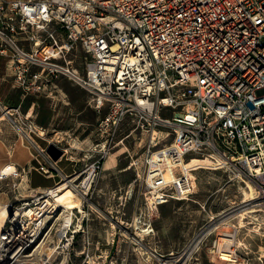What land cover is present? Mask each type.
Segmentation results:
<instances>
[{
    "label": "built area",
    "instance_id": "1",
    "mask_svg": "<svg viewBox=\"0 0 264 264\" xmlns=\"http://www.w3.org/2000/svg\"><path fill=\"white\" fill-rule=\"evenodd\" d=\"M60 79L87 91L100 114L104 144L87 172L97 176L129 125L152 134L132 164L150 209L193 196L186 162L198 155L251 184L264 210V0H0V116L26 134L44 176L60 171L35 137L60 148L63 139L40 132L22 105L54 100ZM6 83L19 105L1 98ZM159 133L173 134L171 144L159 147Z\"/></svg>",
    "mask_w": 264,
    "mask_h": 264
},
{
    "label": "rangeland",
    "instance_id": "2",
    "mask_svg": "<svg viewBox=\"0 0 264 264\" xmlns=\"http://www.w3.org/2000/svg\"><path fill=\"white\" fill-rule=\"evenodd\" d=\"M69 84L73 89L79 88ZM3 86L11 87L10 83ZM16 95L11 101L13 105L21 102L18 100L19 93ZM27 99L29 101L22 105L23 111L27 112L31 103L39 101L43 123L55 119L54 124L59 126L69 122L72 126L80 127L78 133L84 129L79 138V143L83 142L84 145L77 143L72 148L66 142L63 143L68 152L64 162L72 169L75 168L76 173L67 178L56 176L58 183L54 186L57 188L78 177L75 185L81 190L80 185L88 177L87 171L98 155L94 150H101L104 144L97 130L100 114L91 107L90 94L87 104L79 103L69 107L58 106L55 99L51 98ZM72 117L74 120L71 121ZM37 129L43 131L38 126ZM134 129L129 125L121 126L114 141L108 143L106 150L109 154L102 161L89 194L81 196L86 215L79 210L75 211V223L72 233L69 232L72 244L65 255L60 254L63 250L60 249L53 257L52 264H61L64 259H67L68 264H220L219 240L225 237L235 239V243H221L222 250L233 253L236 259L231 264H264V210L251 213L256 217L242 220L243 223L237 217L238 214L259 207L253 201L243 202L245 195L241 190L246 189L247 185L233 170L215 168L210 159L192 155L186 163L195 179L193 196L183 201H171L157 210L149 208L147 189L139 177L141 168L136 169L132 164L136 160L142 164L152 134L140 130L132 133ZM32 135L35 137V134ZM159 136L162 137L159 147L171 144L174 138L173 134L168 136L166 133H159ZM49 137H54V134L49 133ZM18 139H23V135L9 120L0 116V144L8 141L9 146L15 145ZM71 189L68 185L57 198L64 197ZM0 191V237L11 226V214L28 205H36L38 201L35 199L38 197H43L42 201L47 197L33 192L24 176L0 181ZM213 216L216 219L212 221ZM230 216L233 217L224 220ZM135 218H140L139 226L135 225ZM80 220L83 228L75 235L74 227ZM60 222L57 216L49 224L50 229L55 231ZM144 229L152 232L146 234ZM46 232L49 231L44 230L43 233ZM197 239H200L198 247L190 252ZM33 248L34 245L28 247L26 252L30 253Z\"/></svg>",
    "mask_w": 264,
    "mask_h": 264
},
{
    "label": "bare ground",
    "instance_id": "3",
    "mask_svg": "<svg viewBox=\"0 0 264 264\" xmlns=\"http://www.w3.org/2000/svg\"><path fill=\"white\" fill-rule=\"evenodd\" d=\"M20 132L26 136L24 132ZM11 175H13V177H19L17 167L13 164H8L0 173V181L10 178ZM94 177L95 173L91 171L87 180H83V183L85 182L86 184L83 191L78 190L75 185L78 177L74 180L68 179V183L59 186V189L52 190L45 200L42 201L43 197H38L35 199V201H38L36 205H28V207L18 209L11 214L9 217L11 226L0 237V264H52L53 257L55 254L59 253L58 251L60 249H63L62 251L60 250V254L65 255V252H67L66 250L71 246L73 240L72 236H69V232L72 230V226L75 223V211L79 210L80 213L83 215L85 214L81 196L84 197L89 194L93 184L92 182H94ZM68 185L72 187L71 191L64 197L57 198ZM241 191H243L245 195V200L243 202H248L256 198L255 188L251 184H248L247 188ZM60 211H62L61 214ZM260 211L262 210H248L238 214L237 217H240L242 222V220L244 221L247 218L256 217L250 214ZM57 216H59L61 222L54 231L50 229L49 224L55 220ZM232 217L233 216L226 217L224 220L227 221ZM215 219L216 217L213 216L212 221ZM139 222H141L140 218H135L136 226H139ZM77 224L78 225L74 227L75 229L73 231L75 235L83 228L81 220ZM42 230H48L49 232L43 233L44 231ZM143 232L149 234L152 230L149 231V229H144ZM220 241L224 244H226V242L235 243V239L226 237L219 240V242ZM199 243L200 239H197L190 252L197 248ZM221 243L220 246L217 245L219 246V263L231 264L236 262L233 253L222 250L223 245ZM33 245V250L27 253V248ZM61 264H68L67 259H64Z\"/></svg>",
    "mask_w": 264,
    "mask_h": 264
},
{
    "label": "crops",
    "instance_id": "4",
    "mask_svg": "<svg viewBox=\"0 0 264 264\" xmlns=\"http://www.w3.org/2000/svg\"><path fill=\"white\" fill-rule=\"evenodd\" d=\"M65 79H60L58 82V90L56 92L55 97V103L59 106L62 105V107H69L70 105H76L79 104H87L89 94L81 88L73 89V87L69 84ZM16 91L12 90L11 87L9 89V86H3L2 92H1V98L6 99L9 102L12 101L14 96L16 95ZM18 100H21L20 95H18ZM29 98V97H28ZM36 99H49L45 97H36ZM88 99V100H87ZM28 102L29 100L26 98L24 103ZM92 107V106H91ZM31 108L34 109L37 120L36 125L39 128L45 129L48 133H53L54 137L57 138L59 136H62L63 142L61 144V148L66 151L64 156L56 162L60 173L54 176H44L41 173L32 170V167H37V162L35 160V151L34 148L24 139H18L15 142V145L9 146L8 141H2L0 144V171L2 172L4 167H6L10 162L14 163L16 167L23 168L26 170V172L30 171V173L24 174V177L26 181L28 182V185L32 189L33 192H43L46 189L52 188L56 186L58 183L55 179L56 176L64 175V176H71L76 173L75 168L72 169L70 165L66 164L64 162L65 157H68L67 149L63 147V143L66 142L68 145H71L72 148L75 147V145L78 143L80 145H84L80 141V137L84 133V129H82V133L79 132L80 127H75V125H71L69 122L68 124L65 123L63 126L57 125V123L54 124V120L47 121L45 123L42 116H40V112L42 110V107L40 105L39 101H36L34 103H31V106L28 108L30 110ZM94 109V108H93ZM61 110V109H60ZM59 117V115L57 116ZM70 120H74V118H70ZM77 126V125H76ZM39 145L43 148H48L49 143L46 140H43L39 138L37 140ZM86 141V140H85ZM84 141V142H85ZM60 146V145H58ZM83 147V146H82ZM79 150H83V148H78ZM68 159V158H67ZM71 170H75L73 173H70ZM0 172V173H1ZM2 195V194H1ZM1 197V196H0Z\"/></svg>",
    "mask_w": 264,
    "mask_h": 264
},
{
    "label": "water",
    "instance_id": "5",
    "mask_svg": "<svg viewBox=\"0 0 264 264\" xmlns=\"http://www.w3.org/2000/svg\"><path fill=\"white\" fill-rule=\"evenodd\" d=\"M47 153L50 155L53 161L57 162L64 156L65 151L60 147H58L57 145L51 144L47 148ZM0 196H1V191H0Z\"/></svg>",
    "mask_w": 264,
    "mask_h": 264
}]
</instances>
